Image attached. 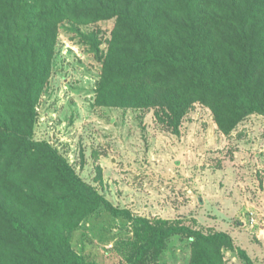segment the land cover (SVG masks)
Masks as SVG:
<instances>
[{
    "label": "trees",
    "instance_id": "1",
    "mask_svg": "<svg viewBox=\"0 0 264 264\" xmlns=\"http://www.w3.org/2000/svg\"><path fill=\"white\" fill-rule=\"evenodd\" d=\"M115 19L96 104L160 106L178 130L195 102L230 134L264 114V0H0V264H98L77 253L69 233L97 209L131 219L144 235L138 264L167 240L189 234V264H224V250L248 252L223 231L153 224L116 207L82 180L49 141L33 139L65 21Z\"/></svg>",
    "mask_w": 264,
    "mask_h": 264
},
{
    "label": "rangeland",
    "instance_id": "2",
    "mask_svg": "<svg viewBox=\"0 0 264 264\" xmlns=\"http://www.w3.org/2000/svg\"><path fill=\"white\" fill-rule=\"evenodd\" d=\"M114 24H61L33 139L51 142L116 207L153 224L229 233L264 264V114L252 112L226 134L200 102L178 130L160 119V106L96 104L102 61L90 39L107 50ZM143 237L131 219L103 208L69 233L72 248L98 264H131ZM191 245L189 234H176L138 264H189ZM224 264L247 263L226 249Z\"/></svg>",
    "mask_w": 264,
    "mask_h": 264
}]
</instances>
